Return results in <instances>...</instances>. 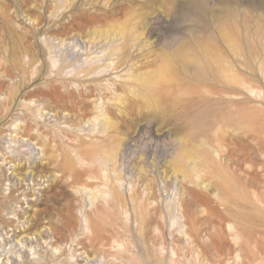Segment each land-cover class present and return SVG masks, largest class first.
Returning a JSON list of instances; mask_svg holds the SVG:
<instances>
[{
  "label": "rangeland",
  "instance_id": "rangeland-1",
  "mask_svg": "<svg viewBox=\"0 0 264 264\" xmlns=\"http://www.w3.org/2000/svg\"><path fill=\"white\" fill-rule=\"evenodd\" d=\"M239 1L183 22L174 0H0V246L35 235L0 264H264V189L236 167L264 174V0ZM166 67L150 107L128 75Z\"/></svg>",
  "mask_w": 264,
  "mask_h": 264
},
{
  "label": "bare ground",
  "instance_id": "bare-ground-1",
  "mask_svg": "<svg viewBox=\"0 0 264 264\" xmlns=\"http://www.w3.org/2000/svg\"><path fill=\"white\" fill-rule=\"evenodd\" d=\"M220 1H223V0H219V2ZM245 1L243 0V2H245ZM247 1L255 2L256 0H247ZM258 1L261 3V5H263V0H258ZM239 2L241 3V1H239ZM207 3H208V0H174V2L172 3V8L175 9V11H176L175 14H174V19H176L177 21H183V22L191 21L192 22V20L189 19L190 16L191 15H196V17L198 18L197 19L198 21H199V19L200 20H204L206 18V16L209 14ZM211 15L213 16V14H211ZM30 19H28V20H30ZM119 28H120V30H118V32L117 31H113L112 33L108 32L107 33L108 37H105V41L110 40V39L112 40L111 42H113V43H117V42H120L122 40L125 41L126 40V34L124 32L125 29L123 28V26H119ZM146 31H147V26L146 25L141 26L140 32L135 31L134 27L131 29L132 41L136 44V46H139L140 48H143L142 47L143 45H138V42L141 41L142 36L145 35ZM93 35L94 36L98 35V32L94 31ZM202 43H204V42H202ZM121 49H122L121 46L116 47V48H112V49H110L109 54L114 55L117 52L119 53V51ZM107 51H108V49H105V50L102 51V53H105ZM104 57L105 56H103V57L96 56L94 58H91L90 60L99 62V61H102ZM86 59H87V61L89 60V58H86ZM113 63H114V61H113ZM110 67H111V64H107L106 66L102 67L101 69H103V71L101 73L106 72ZM169 75H170L169 68L166 67L163 70L153 72L152 78L145 77V76L144 77L143 76H136V75L134 76L130 72V74L128 75V79L130 81L134 82V83L142 82L144 88H143V90H142L143 92H141V94L143 96H145L144 99L146 100L148 106L151 107V106H157V104H156V94H157V92L156 91H157L158 85L162 86V84L165 83L168 80ZM230 79L232 81L236 82V83H238L239 81L242 83V80L239 79V77H237V76L231 77ZM132 93L135 96H140V92H137V93L132 92ZM31 103H33L32 100H31ZM104 117H105V120H104V124L102 125V127H103V132H107V131L110 130V128L114 127L115 125L112 123V120H111L109 114H104ZM94 121H99V116L94 118ZM18 126H19L18 124L15 125V127H18ZM19 129H20V127H19ZM221 130H222V128L219 127L217 132H219ZM42 147L45 148L46 144H44ZM121 147H122L121 146V142L115 143L113 145V147L111 148V150H108V152L106 154L107 157L111 158L112 161H115L117 159L120 151H121ZM42 153H44V151H42ZM93 153H95V152L94 151H92V152L86 151L85 154H92V156L94 157ZM214 153L216 155L218 154V152L216 150H214ZM182 158H183V156H182ZM184 159L186 160V165L189 166V169H190L189 172H190V175L192 177L193 182L195 184H198V186L204 185L205 181L200 177L201 170L197 168L198 167L197 164L190 158V156H185ZM94 160L95 161L97 160L96 157L94 158ZM228 162H232V159H229ZM236 165H237L236 166L237 168L239 167L237 169V172L239 171V172L243 173L244 175L248 176L249 184H252L255 187L259 186V187L264 189V174L262 172L257 171V169L252 171V172H245L244 169L241 170V166L239 164L236 163ZM184 168H185V165L183 163H179L178 166H177V169H175V168L172 169V178L175 177L176 179H178V175L179 174L181 175V177L183 179L186 178V175H184L185 173H183V171H181ZM259 172L261 174H259ZM18 181H20V183L22 184L24 179L18 178ZM184 190H185V188H184ZM131 191H132V188H131ZM188 192L184 193V195L187 194L189 196V199H190L189 201L194 206H198V204H200V203L203 204L204 203L203 200H201L199 197H196L194 194H192V192H189V194H188ZM97 194H99V192ZM184 195H183V197H184ZM95 198H96V195H93L92 203L96 200ZM180 206H181V208H183L182 214L185 217L184 210L186 208H188L189 205H188L186 200H183L181 202ZM16 217H17V214H16L15 217L11 216L9 219L10 220H15ZM16 229L18 230L19 228L16 227ZM231 229H232V227H231ZM22 234H23V236L21 238H19L15 234L12 236L15 239V242H14L15 244H12L9 240H5L3 238L4 239V243H7L6 246H8V245H11V246H10V248H7V247H4L3 245H1L0 249H3L6 252L7 255H9V254L10 255H14L13 248L19 246L20 250H21L22 248H24V242H27L28 239L33 238L35 236V235L34 236L24 235L23 232H22ZM5 235H8V233H5ZM36 235L39 236V237H42V233H40V232L36 233ZM2 236L3 235H1L0 237H2ZM185 236H187L189 239L192 240V234H189L188 232H185ZM238 239L240 240L241 237L236 236L235 237V241H237ZM207 247L208 248H213L214 250L217 251V247H216L215 243H211L209 246L207 245ZM52 249L54 250V252H58L59 251V247H52ZM20 250H19V252H20ZM0 253H2V252H0ZM173 254L175 255V253H173ZM32 256H34L33 257L34 259L37 258V257H35L36 253H33ZM1 257H2V255H0V258ZM16 258H20V255H17ZM239 258H240V256L236 255V259H239ZM10 262H12V261L10 260L9 257L7 259L4 258V260L2 261L3 264H9ZM44 264H46V263H44Z\"/></svg>",
  "mask_w": 264,
  "mask_h": 264
}]
</instances>
